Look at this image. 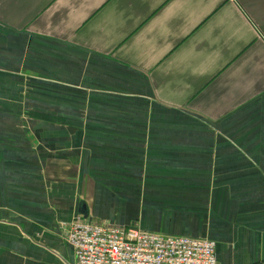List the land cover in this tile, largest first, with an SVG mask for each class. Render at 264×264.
<instances>
[{"label": "crops", "instance_id": "crops-1", "mask_svg": "<svg viewBox=\"0 0 264 264\" xmlns=\"http://www.w3.org/2000/svg\"><path fill=\"white\" fill-rule=\"evenodd\" d=\"M77 217L264 264V0H0V264Z\"/></svg>", "mask_w": 264, "mask_h": 264}, {"label": "built area", "instance_id": "built-area-1", "mask_svg": "<svg viewBox=\"0 0 264 264\" xmlns=\"http://www.w3.org/2000/svg\"><path fill=\"white\" fill-rule=\"evenodd\" d=\"M65 236L75 264H220L213 241L149 233L137 225H100L77 217Z\"/></svg>", "mask_w": 264, "mask_h": 264}]
</instances>
